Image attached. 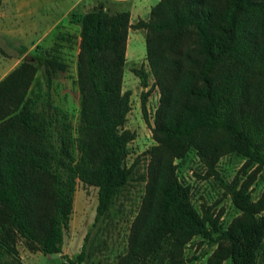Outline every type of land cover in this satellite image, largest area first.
I'll list each match as a JSON object with an SVG mask.
<instances>
[{
	"label": "trees",
	"instance_id": "trees-1",
	"mask_svg": "<svg viewBox=\"0 0 264 264\" xmlns=\"http://www.w3.org/2000/svg\"><path fill=\"white\" fill-rule=\"evenodd\" d=\"M70 21L80 36L76 124L47 95L67 67L60 43L43 61L46 89L25 58L0 79V264H22L19 239L32 251L61 252L77 179L97 187L94 226L132 176L125 159L135 132L124 127L130 91L122 88L129 27L145 29L159 100L144 194L113 264H186L183 249L194 235L215 245L206 264H264V189L253 198L248 180L223 181L239 210L223 226L209 207L194 205L175 161L194 149L218 176L219 158L233 152L243 168H264V0H157L134 23L129 9L109 12L99 3L71 11ZM56 38L71 41V33ZM133 71L147 86L148 71ZM148 93L141 91L145 118ZM88 234L74 264L84 260Z\"/></svg>",
	"mask_w": 264,
	"mask_h": 264
},
{
	"label": "rangeland",
	"instance_id": "rangeland-1",
	"mask_svg": "<svg viewBox=\"0 0 264 264\" xmlns=\"http://www.w3.org/2000/svg\"><path fill=\"white\" fill-rule=\"evenodd\" d=\"M16 1L22 2L23 6H19L23 10L29 9L40 14L43 11L50 12L51 9L53 11L51 16H60L69 8L70 4L77 0H8L3 8L15 7L14 2ZM133 1L136 0H117V2L115 0H85L81 4L84 10L81 7L79 9L81 12H85V10L102 3L106 10L113 12L128 8L129 3ZM139 13L143 18H147L149 14L143 10H139ZM138 18L141 17L138 16ZM137 19L134 16L130 22L134 23ZM60 24H70L69 16L63 15ZM65 29V27L62 28V30ZM67 31L71 33V41L56 38V42L60 43L61 58L66 61L67 67L65 70L59 69L52 77L47 95L52 104L65 108L70 113L73 123L76 124L79 92L74 78L76 77V57L79 50V26L72 23ZM13 41L17 42V40ZM2 43L1 41L0 46H5ZM52 46L53 42L47 44L44 50L40 49V57L36 63L37 74L41 78L43 89L47 88L43 77V61ZM140 66L148 71L147 86L141 85L139 77L133 71L134 67ZM153 81L154 78L146 59L145 29L129 27L122 88L130 91V110L127 113L124 127L135 132L134 138L128 142L129 152L125 159L126 164L132 166V176L118 194L110 212L94 226L92 223L97 203V187L77 179L73 209L69 226L64 230L61 252L32 251L25 246L22 239H19L16 242V248L22 264H74L72 259L79 253L87 233L89 234L85 242L84 260L77 264H84L86 261L113 264L119 254L126 251L130 223L139 209L144 194L148 163L147 149L155 143L151 125L153 113L159 100V90L157 86L153 85ZM146 89H149L146 98L147 118L144 117L141 109V91ZM175 161L179 179L191 188V199L194 205L200 211L204 206L209 207L214 215H219V221L223 226H226L239 213L223 181L239 180L242 182L248 180L253 198H256L264 189V168L256 169L255 165L247 169L243 168L244 158L233 152L226 153L219 158L215 167L218 176L206 168L194 149L189 150L184 157L176 158ZM214 247L215 245L208 238L194 235L183 249L186 264H206L207 256ZM222 264H231V261L226 259Z\"/></svg>",
	"mask_w": 264,
	"mask_h": 264
},
{
	"label": "crops",
	"instance_id": "crops-1",
	"mask_svg": "<svg viewBox=\"0 0 264 264\" xmlns=\"http://www.w3.org/2000/svg\"><path fill=\"white\" fill-rule=\"evenodd\" d=\"M8 0H0V42L5 46H0V79L11 69H13L22 59H29L37 63L40 57V49H45L47 44L56 42V35L63 27L67 31L70 24V12L78 11L85 0H77L70 4L69 8L60 16H51L53 11H43L40 14L29 9H21L22 2L16 1L15 7L4 9L3 6ZM15 1V0H12ZM117 2V0H115ZM157 0H136L129 3L130 21L141 16L139 10L149 13L150 7ZM78 8V9H77ZM82 8V7H81ZM83 9V8H82ZM84 10V9H83ZM86 11V10H85ZM63 15L69 16L68 25L60 24ZM51 16V17H48ZM79 26L78 23H75ZM129 38V37H128ZM13 40H17L14 42ZM12 43H10V42ZM24 46L23 52H18L17 46Z\"/></svg>",
	"mask_w": 264,
	"mask_h": 264
}]
</instances>
